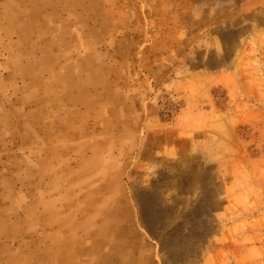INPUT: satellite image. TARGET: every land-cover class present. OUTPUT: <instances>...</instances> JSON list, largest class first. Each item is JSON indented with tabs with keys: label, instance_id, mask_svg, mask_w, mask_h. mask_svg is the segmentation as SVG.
I'll list each match as a JSON object with an SVG mask.
<instances>
[{
	"label": "rangeland",
	"instance_id": "rangeland-1",
	"mask_svg": "<svg viewBox=\"0 0 264 264\" xmlns=\"http://www.w3.org/2000/svg\"><path fill=\"white\" fill-rule=\"evenodd\" d=\"M50 1L98 74L95 117L72 125L91 151L52 157L73 172L49 190L126 197L150 264H264V0Z\"/></svg>",
	"mask_w": 264,
	"mask_h": 264
},
{
	"label": "crops",
	"instance_id": "crops-1",
	"mask_svg": "<svg viewBox=\"0 0 264 264\" xmlns=\"http://www.w3.org/2000/svg\"><path fill=\"white\" fill-rule=\"evenodd\" d=\"M74 21L55 1L0 0V264H150L126 197L102 190L64 206L58 174L49 190V171L73 172L52 157L88 149L72 125L97 105L95 41L76 39Z\"/></svg>",
	"mask_w": 264,
	"mask_h": 264
}]
</instances>
